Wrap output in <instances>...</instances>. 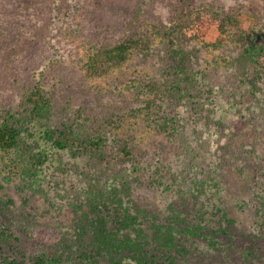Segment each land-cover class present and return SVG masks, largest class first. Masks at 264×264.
Returning a JSON list of instances; mask_svg holds the SVG:
<instances>
[{"label": "rangeland", "instance_id": "374dc122", "mask_svg": "<svg viewBox=\"0 0 264 264\" xmlns=\"http://www.w3.org/2000/svg\"><path fill=\"white\" fill-rule=\"evenodd\" d=\"M212 1L194 0V5L202 8ZM122 2L139 15V21H143L144 11L152 6L155 20L149 18L146 22L150 33H153V24L168 17L169 0H67V9L63 11L74 12L75 16L87 15L88 28L93 29V34H99L102 28L93 21L94 12L116 8L128 13L129 8H121ZM238 2L240 30L251 33L262 25L264 28V0ZM39 8L40 0H0V67L10 70L7 85L20 84L18 71L27 59L55 56L58 63L45 75L46 82L52 77L60 85L50 92L58 99L68 96L65 99L70 106L67 107L74 109L78 125L93 136H101L109 159L117 160L120 144L133 151L130 171L132 178L141 176V183L133 186V202L128 201L127 205L132 215L147 211L146 218L139 217L140 228L153 236L154 225H174L175 215L185 218L189 226L203 228L201 237L185 234L177 239L179 249L171 253L175 264H264V72L239 55L234 31L229 32L225 41L215 27L202 40L190 44L176 40L178 50L191 51L192 71L207 78L213 91L210 96L214 118V114L208 117L202 109H198L200 115L194 116L192 109L182 108L189 140L204 139L212 148L216 166L219 192L194 198L188 194V185L181 190L179 175L192 171L206 180L211 174L202 166H208V161L195 160L192 148L190 154L183 151L189 141L181 144L179 127L170 123L176 120L171 114V103L152 99V94L159 90L154 84L167 85L160 70V54L154 48L132 51L124 63L108 74L87 78L86 63L95 52L96 44H75L77 26L71 22L62 24V17H50L52 7L48 5ZM48 18L47 35H43ZM218 43L217 47L213 46ZM246 79L258 80L260 95H244L239 82ZM2 80L0 75V84ZM202 84L201 80L200 88ZM200 88L197 84L198 97ZM207 91L205 88L201 94ZM221 95L240 97L242 101L231 107ZM57 124L61 125L59 121ZM26 166L14 152H0V203H6L7 208V201H13L19 216L28 217L38 228L53 226L59 217L51 205L54 199L52 195L48 199L41 190L22 179ZM59 178L55 180L60 182ZM39 232L36 230L34 237L26 240L28 249L34 255L50 254L49 242L44 243L46 237L36 236Z\"/></svg>", "mask_w": 264, "mask_h": 264}, {"label": "trees", "instance_id": "16d2710c", "mask_svg": "<svg viewBox=\"0 0 264 264\" xmlns=\"http://www.w3.org/2000/svg\"><path fill=\"white\" fill-rule=\"evenodd\" d=\"M66 1L40 0L39 9L48 5L52 7L50 17H62L64 25L75 24V44H96L95 52L86 63L87 78L108 74L124 63L132 51L154 48L160 54V70L167 85L154 84L159 90L152 94V99L171 103V114L176 120H170V123L179 127L181 144L189 141L183 151L190 154L192 148L195 160L207 159L208 166L204 164L202 167L211 174L203 180L192 171L184 172L179 175L183 185L181 190L188 185V194L194 198L219 192L212 148L199 137L189 140L184 129L187 120L182 116V108L185 111L192 109L194 116L200 115L198 109H202L200 111H206L208 117L214 114V118L215 109L210 96L213 91L207 78L192 71L191 51L178 50L176 40L190 44L202 40L205 33L215 27L222 36L221 40L225 41L233 30L239 55L264 72L263 25L251 33L240 30L238 0L228 3L213 0L202 8L195 6L194 0H169L166 6L168 17L153 24L154 30L150 33L146 22L149 18L155 20L152 6L144 11L143 21H139V15L122 2L121 8H129L128 13L116 8L94 12L93 21L102 29L99 34H93V29L85 23L87 15L64 13ZM48 23L49 18L42 29L43 35H47ZM56 33L61 35L60 31ZM218 45L220 43L213 44ZM40 56L38 60L34 57L27 59L21 66L18 71L20 84L7 85L10 70L6 66L0 67L3 70L0 71L3 78L0 84V152H14L26 162L22 179L32 188L41 190L48 199L52 195L54 202L51 205L59 217L55 225L38 228L39 225L28 217L19 216L13 201H7L11 209L9 206L5 208L6 203H0V264H175L171 253L179 249L177 239L185 234L201 237L203 228L189 226L185 218L178 215L173 217L174 225H154L153 236L140 228L139 217L146 218L147 211L132 215L127 205L128 201L133 202V186L141 183V176L132 178L130 171L134 159L132 149L120 144L117 160L106 156L101 136H93L78 125L74 109L67 107L70 106L65 99L68 96L58 99L50 92L60 85L52 77L46 82L45 75L58 63L55 56L42 60ZM258 80L239 82L244 95H260ZM197 84L201 92L208 89L203 95L200 92L199 97ZM221 98L229 101L231 107L242 101L240 97L221 95ZM58 121L61 125L57 124ZM172 129L175 134V127ZM174 134L172 137L176 138ZM57 178L60 182L55 180ZM199 215L202 219V214ZM36 230L40 231L36 236L48 239L44 243L49 242L50 254L34 255L28 249L30 246L26 240L30 241Z\"/></svg>", "mask_w": 264, "mask_h": 264}]
</instances>
